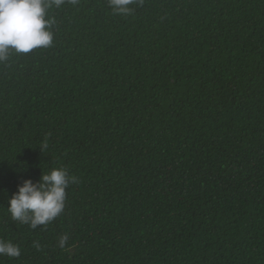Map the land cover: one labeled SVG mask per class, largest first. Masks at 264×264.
Returning <instances> with one entry per match:
<instances>
[{
  "label": "trees",
  "instance_id": "trees-1",
  "mask_svg": "<svg viewBox=\"0 0 264 264\" xmlns=\"http://www.w3.org/2000/svg\"><path fill=\"white\" fill-rule=\"evenodd\" d=\"M48 10L53 44L0 63V264H264V0ZM66 168L63 213L8 200ZM67 235L63 248L59 238Z\"/></svg>",
  "mask_w": 264,
  "mask_h": 264
},
{
  "label": "clouds",
  "instance_id": "clouds-1",
  "mask_svg": "<svg viewBox=\"0 0 264 264\" xmlns=\"http://www.w3.org/2000/svg\"><path fill=\"white\" fill-rule=\"evenodd\" d=\"M77 0H72L76 3ZM64 0H0V63L9 60L10 53L27 54L37 48L53 44V21L48 19V10L60 7ZM143 0H109L114 14L130 15L133 5ZM77 182L66 168H53L42 173L39 181L24 180L17 192L8 200L7 211L14 221L29 224L32 229L47 225L60 216L65 208L66 190ZM68 240L59 238L63 248ZM20 247L11 241L0 239V256L19 257Z\"/></svg>",
  "mask_w": 264,
  "mask_h": 264
}]
</instances>
